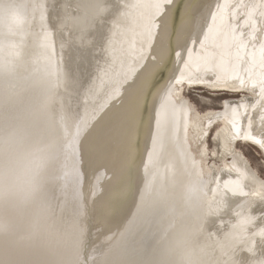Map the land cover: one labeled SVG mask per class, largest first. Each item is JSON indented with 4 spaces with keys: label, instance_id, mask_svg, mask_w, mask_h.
Returning <instances> with one entry per match:
<instances>
[{
    "label": "bare ground",
    "instance_id": "obj_1",
    "mask_svg": "<svg viewBox=\"0 0 264 264\" xmlns=\"http://www.w3.org/2000/svg\"><path fill=\"white\" fill-rule=\"evenodd\" d=\"M158 2L0 0V65L7 62L17 65L12 72L0 70V159L26 156L32 161L33 178L30 189L13 191L7 199H0V225L7 229L0 231V264H77L78 261L80 264H176L177 250L186 242L205 243L211 240L208 234L219 237L228 231L229 223L236 222L232 209L241 210L236 205L254 198L256 207H260L259 196L229 193L232 206L229 211L212 216L211 222L205 223L207 200L201 199L192 207H186L184 202L187 186L196 177L191 160L185 168L181 145L183 149L190 148L199 160L195 151L197 137L203 138L204 131L209 132L212 140L217 132L221 133L218 140H213V147L208 144V138L205 141L209 145V157L203 165L205 173L209 171V164L215 165L212 171L222 176L221 187L229 175L218 169L230 166L232 159L236 160L237 167L244 169L248 162L258 172L246 155L230 159L220 154L225 138L233 134L229 123L231 109L222 108L224 100L247 102L253 130L257 135L261 131L260 117L264 110L251 107L259 99L251 90V82L238 93L206 89L213 95L224 92L236 96L220 99L215 107L199 109L196 106L198 110H193L188 118L187 143L183 114L177 118L179 142L173 143L170 139L172 105L162 107L170 82L183 67V62L177 64L174 52L189 16L193 17L195 33L205 18L211 23L209 9L215 11L217 3L231 5L241 0H174L161 17L160 27L154 30L149 44L147 26L156 15L154 5ZM242 2L264 4V0ZM33 3L45 6L46 24L52 33L51 51L47 54L52 57L55 76H35L43 72L46 62L41 59L45 50L31 34L43 35L40 10L33 11ZM106 3L113 10L120 3L137 6L124 9L127 17L113 28L112 16L93 18L92 15ZM248 10L241 9V15ZM252 11L258 18L259 9ZM66 15L85 17L87 30L83 41L76 39L80 35L78 31L60 30ZM23 28L29 35L21 43L19 33ZM110 29L115 36L107 53L99 45L94 49L88 46L89 38L101 32L107 35ZM259 35L264 37V33ZM222 40L220 37L217 41L213 31L209 35L208 51ZM12 44L16 46L13 48ZM17 52L22 53L23 64L16 60ZM205 55L206 51L197 43L187 71L195 73L198 66L202 68ZM259 55L257 52V66L253 69L255 81L264 78ZM185 59H189L187 52ZM244 76L247 80L246 73ZM158 110L163 140L158 145L160 156L149 163ZM208 115L212 116L211 129L207 127ZM247 123L245 116L241 124ZM238 143L244 144L242 140ZM68 146L75 153L76 184L63 177L64 150ZM213 150L218 152L215 158L211 156ZM259 176L264 180L263 175L259 173ZM231 178L236 179L235 172ZM173 179L177 180L175 184ZM149 183L153 188L151 193L145 191ZM244 183L246 192L260 191L258 185ZM162 186L165 195L159 196L156 191ZM210 187L216 184L213 182ZM143 193L150 203L137 216ZM207 198H212L210 190ZM172 208L175 213L170 211ZM244 214H248L246 209ZM134 217L136 223L130 229ZM177 217L184 225L179 234L172 227ZM221 223L225 225L222 229Z\"/></svg>",
    "mask_w": 264,
    "mask_h": 264
},
{
    "label": "snow or ice",
    "instance_id": "obj_2",
    "mask_svg": "<svg viewBox=\"0 0 264 264\" xmlns=\"http://www.w3.org/2000/svg\"><path fill=\"white\" fill-rule=\"evenodd\" d=\"M174 0H160L154 7L156 8V15L152 17L147 26V42L150 44L155 29L160 27V19L165 14L168 6L172 5ZM137 5H129L127 3H120L113 10L111 4L106 3L101 9L94 12L93 18L112 16L111 25L113 28L118 27L122 20L127 17V12L124 9L129 7H136ZM44 4L33 3V11L40 10L39 25L42 29L43 35L40 36L37 33H31L34 37L39 39V47L44 49L41 59L46 63L42 73L35 75L37 78H43L47 76H55L52 64V57L47 53L51 51L50 38L52 33L48 31L46 24V16L44 14ZM249 9L243 15H241V9ZM253 9H259V17L257 18ZM211 16V23L207 22L205 18L204 24L201 25L200 30L193 33V17L189 16L187 25L183 30L180 39L177 43V49L174 52L177 64L183 62V67L179 70V75H175L170 82L167 92L163 97L164 107L166 104L172 105L171 115V137L173 143H178V116L183 114L185 125V137L184 142L187 143V128L188 118L193 110L197 109V104H207L209 101L216 99L211 96L207 91L200 89H211L212 91H233L241 92L249 86L251 82V90L254 96H258L259 99L251 103V107L255 110L257 107L264 110V78L259 81L253 80V69L257 66V52H259V67L261 73H264V37L259 34L264 33V4H250L246 5L242 2L235 4L217 3L215 5V11L209 9ZM219 21V23H218ZM31 21L28 25L30 26ZM60 30L68 28L69 31H78L79 36L77 40L83 41L86 34L87 26L85 24V17L66 15L63 22L60 24ZM206 29V30H205ZM215 31L216 40L219 41L220 37H223L222 42H216L211 51H208L209 35ZM29 35L28 31L23 28L19 33V40L22 43L24 38ZM115 36V32L111 29L107 35L104 33H98L88 39L87 44L90 48L100 46L107 53L112 45V38ZM191 37V38H190ZM199 44L200 49L206 51L204 56L203 67H197L195 73L187 71L190 67L189 60L192 52L195 50V45ZM259 44V48H257ZM192 45V47H189ZM12 44L11 47H15ZM65 45L62 44L63 48ZM185 52L188 53L189 59H185ZM22 53L17 52V61L23 64L20 60ZM15 62H7L0 65V70L6 72H12L16 67ZM247 74L248 79H245L244 74ZM127 79V77H125ZM259 88L257 92L256 89ZM197 97L196 100L193 97ZM220 99L223 100L221 97ZM249 107L247 102H229L224 100L222 108L225 110L231 109V123L232 135L225 138L223 145V152L220 153L228 158H234L239 156H245L243 148L241 147L239 153L237 152V143L243 141L244 145H255L261 153H264V115L260 117L259 135L254 132L253 118L248 114L247 108ZM244 110L243 112L241 110ZM248 117V123L246 126L241 124L244 117ZM208 129L212 127V116H207ZM221 133L217 132L213 137V140H218ZM209 136L208 131H204L203 138L197 137L196 153L200 159L197 160L195 156L191 154V149L182 148L183 163L187 169V162L191 160L192 171L195 173L196 179L193 180L186 190L184 202L186 207H192L194 204H198L201 199L207 200V217L208 220L205 223L211 222L209 219L212 216H221L223 213L229 211L232 207L229 204V193L232 196L239 195L241 197H256L259 196V205L257 208V201L248 199L238 205L236 208L240 211L232 209V215L235 217V223H229L228 231L223 232L224 240L222 246L228 250L233 245H239V250L235 255V264H253L254 261L258 264H264V180L260 179L259 173L253 170L248 162L245 163L244 169L236 166V160L232 159L230 166L226 168L218 169L219 172H227L229 178L223 180V186L221 187L222 176L212 171L215 165L209 164V171L204 172V162L209 157V145L205 142ZM163 132H162V120L161 111L156 113V132L152 138V150L149 152V163H153L159 156L158 145H162ZM200 145H203L201 148ZM231 145V146H229ZM70 146L64 150V174L63 177L66 181H70L72 184L78 183V172L75 165V153L74 150L69 151ZM218 152L213 150L211 156L215 158ZM147 168L148 165H145ZM235 172L236 179L231 178L232 173ZM207 175L208 179H204ZM55 179V177H52ZM245 181L253 183L259 186V192H246ZM176 179L172 180L175 184ZM216 184V187L211 188L212 183ZM232 185L236 187L233 188ZM163 186L156 191L157 195L163 196L165 193L162 191ZM212 192V198L208 200V191ZM146 192L151 193L153 191L151 183L146 185ZM150 202H146L145 195L141 196L140 204L137 208V216L144 213L146 205ZM247 210L248 214H244V210ZM175 213V208L170 209ZM258 212L259 214H254ZM136 217L130 221L129 228L135 226ZM224 224L221 223L220 228H224ZM230 229V230H229ZM6 226L0 225V231H6ZM30 239V237H29ZM259 259H256V257ZM77 264H80L78 261Z\"/></svg>",
    "mask_w": 264,
    "mask_h": 264
},
{
    "label": "clouds",
    "instance_id": "obj_3",
    "mask_svg": "<svg viewBox=\"0 0 264 264\" xmlns=\"http://www.w3.org/2000/svg\"><path fill=\"white\" fill-rule=\"evenodd\" d=\"M17 172L19 175H14ZM31 172L32 161L24 155L0 159V199H7L13 191L19 193L30 189L33 183ZM172 227L177 230L178 234L183 231L184 225L180 217L172 221ZM208 235L211 236L210 241H207L206 236L207 242L205 243L189 241L179 247L176 264H235L236 245L226 250L222 246L224 234L219 237L214 234ZM253 264H258V262L254 261Z\"/></svg>",
    "mask_w": 264,
    "mask_h": 264
},
{
    "label": "rangeland",
    "instance_id": "obj_4",
    "mask_svg": "<svg viewBox=\"0 0 264 264\" xmlns=\"http://www.w3.org/2000/svg\"><path fill=\"white\" fill-rule=\"evenodd\" d=\"M202 91H205L206 89H200ZM207 91V90H206ZM209 93V91H207ZM210 94V93H209ZM237 94V93H236ZM213 97H216V99L209 101L207 104H197V107L199 109H205V108H210V107H215L218 105L220 98H224L226 96H236V95H229V94H224L222 92H217L215 95L210 94ZM194 100L197 99V97H193ZM208 144L213 147L214 143L212 138L208 137ZM238 147L243 148L244 154L250 161V163L256 167L258 172L264 176V156L256 149V147H253L251 145H244V144H239ZM263 156V157H262Z\"/></svg>",
    "mask_w": 264,
    "mask_h": 264
},
{
    "label": "water",
    "instance_id": "obj_5",
    "mask_svg": "<svg viewBox=\"0 0 264 264\" xmlns=\"http://www.w3.org/2000/svg\"><path fill=\"white\" fill-rule=\"evenodd\" d=\"M222 93H224V92H222ZM228 94V93H227ZM229 94H231V93H229Z\"/></svg>",
    "mask_w": 264,
    "mask_h": 264
}]
</instances>
